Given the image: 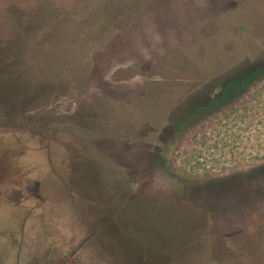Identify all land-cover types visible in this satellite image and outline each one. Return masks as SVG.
I'll return each instance as SVG.
<instances>
[{
  "label": "rangeland",
  "instance_id": "374dc122",
  "mask_svg": "<svg viewBox=\"0 0 264 264\" xmlns=\"http://www.w3.org/2000/svg\"><path fill=\"white\" fill-rule=\"evenodd\" d=\"M71 1L74 4V1ZM143 1L146 4L147 1ZM149 4L147 14L162 31L172 22H176L175 17L167 18L162 0H149ZM253 4L252 9H256L258 4ZM75 7H81L79 0H75ZM125 7L129 8V13L137 19L138 7L129 3ZM243 7L246 12L250 11L242 0L240 3L237 0H210V10L200 11L209 12L213 25L217 26L218 31L211 34L210 39L211 44L217 47L216 55L232 57L233 68L245 73L244 75L238 74L237 78L234 74L228 72L226 75L224 70L221 71V68H226V59L222 63L217 56L212 60H205L208 68L215 69L214 74L212 73V83L221 88V94L216 97L212 94L187 97L183 99L184 103H178L166 114L168 120L160 118L156 124H149L147 136L137 141L138 145H142V149L133 147L137 155L131 154V158L134 161L132 164L136 166L120 170L103 158V167L100 157L97 156L100 165L88 157L102 175L105 200L98 210L101 209L103 216L116 226L119 227L122 223L124 229L120 231L134 239L140 247H144L141 250L127 238L119 240L118 244L128 243L141 253L176 245L178 248L175 251L178 252L168 254L171 260L175 261L177 257L182 258L187 250L192 249L189 246L185 251L186 244H197L195 249L211 248L212 243L206 240L201 242L195 238V234L215 231L226 235L227 238L220 243L216 241L214 249H211L212 257L209 255L206 263L221 264L234 261L237 264H264V251L249 240L255 231L241 234L248 235L245 242L240 239L238 241L235 231L228 232V225H234L237 230L246 228L242 221H233L232 218L234 215L240 217L243 212L245 216L250 214L246 208L252 207L250 212L253 213L257 210L264 212V34L258 38V31L251 33L249 27L245 28ZM12 8L15 6L5 7L0 0V15L4 19L2 28H5L6 33L9 32L8 36L0 37V55L17 58V55L23 52L20 43L21 35L25 33L29 48L35 47L39 41L44 45L53 44L56 40L55 50L46 54L44 51H37L43 55V59L36 62L37 77L46 75V72L57 73L59 69L64 68L67 57L72 56L70 70L73 85L92 83L96 87L95 84L102 81L99 65L103 58L117 61L134 59V55L125 56L123 50L118 51L115 39L120 37L119 30L115 25H107L108 27L104 28V19L96 10L92 13L94 22L88 28L82 24H63L64 27L57 37H52L49 32L51 24L47 25L43 21L37 28H44L46 32L38 38V34L32 33L35 25L16 21V11L12 13ZM38 12L42 15L50 14ZM140 12L143 14L142 8ZM6 17L13 19L10 22ZM98 27L100 29L95 31ZM52 28L60 30L54 25ZM195 29L197 31L196 27ZM178 35L183 38L181 30ZM167 36L165 33L164 37ZM123 37L129 38L127 33H124ZM210 41L205 44L206 51ZM134 48L129 49L134 52ZM248 52L255 53L247 55ZM192 58L197 67H205L202 60ZM167 62L172 64L171 59ZM3 65H6V62ZM13 66L4 67L6 72L17 71V80L13 83L10 80L8 84L12 83L14 88H23L22 63ZM183 67L188 68L186 65H182ZM251 68L261 71L256 73ZM131 69L136 74V67L132 66ZM12 74L14 78L16 72ZM195 83L197 81L193 80L188 84ZM26 84L28 85L29 81ZM138 88H132L129 98L138 108L148 107L156 101L155 96H140ZM52 90L50 86H46L42 94L41 101L46 106L51 102V97H46L51 95ZM102 99L110 104L115 101L112 94ZM120 99L125 100L123 97ZM130 106L131 115L138 119L144 118L141 111L132 104ZM93 120L88 118L87 121ZM105 144L109 149L108 143ZM157 148L159 152H156ZM228 188L232 191L234 189V193H228ZM230 203L239 204L243 212L235 211L231 207L232 210L228 212ZM54 205L25 204V208L20 209V219L12 215L15 210L10 207L5 206L0 210V264H100L94 259L93 252L87 249V234L80 229V226L85 224L79 219L72 220L71 211L59 213L57 208L54 209ZM124 230L128 233H124ZM220 244L221 247L224 246L225 254L217 251L221 248ZM151 262L152 260H146V264Z\"/></svg>",
  "mask_w": 264,
  "mask_h": 264
},
{
  "label": "flooded vegetation",
  "instance_id": "af4514ba",
  "mask_svg": "<svg viewBox=\"0 0 264 264\" xmlns=\"http://www.w3.org/2000/svg\"><path fill=\"white\" fill-rule=\"evenodd\" d=\"M122 1H129L130 4L132 0ZM137 1L138 15L137 19L133 16L131 33L123 32L119 38L115 39L118 51L123 50L125 56L134 55V59L117 61L108 57L103 58L99 65L102 81L95 84L96 87L92 83L73 85L70 70L73 63L72 56L67 57L64 68L59 69L57 73L47 74L46 72V75L37 77L36 62L43 59L40 52L44 51L46 54L48 51L55 50L56 40L53 44L44 45L38 40L39 43L35 44V47L29 48L25 33L21 35L20 43L23 52L19 53L17 58L8 56L6 58L0 55V65L6 62L9 67L13 65L16 67L18 63H22L24 68L22 69L23 88H14L12 83L17 80L18 76L17 71L13 70L11 71L12 77L6 80L7 87L2 85L3 88L0 90V210L5 206L10 207L15 210L12 215L19 218L20 209H24L25 204H59L81 200L77 195L78 190L70 185L66 186L68 189L64 194L56 190L58 194H54L49 188L40 189L39 180L51 170L50 163L44 158L48 147L50 150V145L58 144L61 150L69 153L68 156L61 158L66 166L81 168L80 163L72 161V154H76L81 158L89 159L90 157L97 165L99 164L98 156L102 160L100 163L103 167L104 158L107 163L120 170H128L136 166L132 164L134 161L131 158V154L137 155L133 147L142 149V145H138L137 141L147 136V130L150 129L149 124H156L160 118L164 121L168 120L166 114L170 113L178 103H184L183 99L187 97L211 94L216 97L221 94V88L212 83L215 69L208 68L205 62V60L214 59L218 53L217 47L210 41L211 34L218 31L217 26L213 25L209 12L201 13V11L210 10V0H162L167 18L175 17L177 22V24L172 22L164 29L168 35L166 38L164 31L147 14L150 6L149 0H146V4L143 0ZM242 1L250 9L246 12L243 7L242 16L244 15V21H246L245 28L249 27L251 33L258 31V38H260L264 34V0ZM237 2L240 3V0ZM253 2L258 4L256 9H252ZM132 4L136 6V0ZM123 6L125 7L124 4ZM141 8L143 14L140 12ZM48 11L51 14L49 6ZM53 25L56 26L55 23H51L49 32L52 37H57L64 26L57 25L60 30H53ZM179 30L183 32V38L186 39L178 35ZM124 33H127L129 38L123 37ZM94 40L98 41V39ZM209 41V51H206L205 44ZM132 47H135L134 52L129 49ZM252 53L255 52H248L247 55ZM192 57L202 60L205 67H197ZM168 59L172 60V64L167 62ZM224 59L227 65L226 68H221V71L224 70L226 75L229 72L239 78L238 74L240 76L245 74L233 68L232 57H219V62L222 63ZM182 65L188 68H182ZM132 66L136 67V74L133 73ZM251 69L256 73L261 71L258 68ZM13 72H16L14 78ZM10 80L12 83L8 84ZM193 80L197 83L188 84ZM46 86L53 89L51 95L46 97H51L50 104L40 112L35 110L34 114L28 113L29 109H25V106H29L28 104L32 101H40ZM93 86L94 89H92ZM134 87H139L140 96L144 98L155 96L156 101L148 107L138 108L129 99ZM62 88L78 92L82 106L76 113L59 111L57 114L49 109L54 103L57 92ZM109 94L115 98L113 104L102 99ZM121 97L125 100L120 99ZM130 103L144 114L143 119L131 115ZM88 118L94 120L89 122ZM105 142L108 143L109 149ZM111 146L114 148H110ZM157 150L156 152H159L158 148ZM149 155L151 156V153Z\"/></svg>",
  "mask_w": 264,
  "mask_h": 264
},
{
  "label": "water",
  "instance_id": "95a60500",
  "mask_svg": "<svg viewBox=\"0 0 264 264\" xmlns=\"http://www.w3.org/2000/svg\"><path fill=\"white\" fill-rule=\"evenodd\" d=\"M5 7L7 5H14L15 8L11 9L16 11L15 20L23 21L27 24H34L33 32L35 35L38 34V38L46 32L44 28H37L43 21L47 25L53 23L48 14L42 15L38 11L48 12L47 5L43 4L37 0H2ZM58 7L65 6L68 7L69 0H54ZM17 7V8H16ZM13 13V12H12ZM10 22L11 19L6 17ZM4 19L0 15V37L8 36L5 32V28H2V22ZM4 30V31H3ZM3 48V47H1ZM159 70L161 68H158ZM13 70V69H12ZM11 70L6 72L4 67L0 65V90L3 86H6V80L11 78ZM3 85V86H2ZM59 91V90H58ZM3 98V97H2ZM55 102L49 108L55 111L57 114L64 111H70L76 113L80 106H82V101L78 99V95L75 90H70L68 88H62L57 92ZM4 99V98H3ZM2 99V100H3ZM50 99V98H48ZM28 108L29 112L34 114L35 110L42 111L46 107L43 102L32 101ZM64 150L58 147V144L50 145L44 154V158L50 163L51 170L42 176L40 181V189L49 188L54 194L62 192L63 194L68 189L67 185L78 190L77 195L80 196L81 200L65 203H59L54 205V209L58 210L59 213H66V211H71L73 213L72 220H81L85 225H81L80 229L87 234L85 238V243L87 244V249L93 252L94 259L100 264H146V260L150 261L149 264H206V256L202 255V251L192 249L187 250L185 248V254L181 258H176V260H171L168 254L175 251L176 245H169L164 248H159L157 251H143L139 252L135 247L130 246L128 243H119V240L127 238L134 245L139 247L141 250L144 246L140 247L134 239L129 238L124 235L120 230L124 229L122 223L120 226H116L115 223L109 221L103 216L104 212L98 207L104 202V193L102 189L101 181V171L97 169L91 161L87 158H81L76 154H72V161H77L80 163L81 168H74V166H66L61 160L64 156H68ZM78 159V160H77ZM82 164V165H81ZM63 181V182H62ZM52 187L50 188V186ZM56 188V189H55ZM58 192H56V191ZM55 210V211H56ZM66 216V215H65ZM77 217V218H76ZM78 220V221H79ZM88 226V227H87ZM124 233H128L124 230ZM198 247V246H194Z\"/></svg>",
  "mask_w": 264,
  "mask_h": 264
},
{
  "label": "trees",
  "instance_id": "16d2710c",
  "mask_svg": "<svg viewBox=\"0 0 264 264\" xmlns=\"http://www.w3.org/2000/svg\"><path fill=\"white\" fill-rule=\"evenodd\" d=\"M37 1H40L43 4L47 5V8L48 6L50 7L52 15L49 14L50 16L49 18L50 20L53 21V23H55L56 27H58L57 25H62L60 27H63V24L65 25L67 24L68 26H75L82 24L83 26H86L88 28V26L91 25L92 22H94L93 21L94 17L92 16V13L94 10H96L104 19L105 22L103 26L104 28L107 25H109V27H111V25H115V27H117V29L119 30L120 34H122L123 32L131 33L132 30L131 25L133 24L132 21L133 16L128 11L130 9L123 6V4L125 6L128 5L129 1L125 2L122 0L121 1L120 0H79V5L81 7H75V0H73L74 4L72 3L71 0H69L71 1V3L68 5V7L65 6L58 7V5L55 4L54 0H37ZM133 2L134 0L131 1L130 5H133L132 4ZM137 5H138V1L136 0V6L134 5L133 6L138 7ZM11 19H13V17H11ZM99 29L100 28L98 27L95 29V31ZM228 193L231 194L234 193V189L232 191L229 190L228 188ZM228 206H229L228 212H230L233 208L235 209V211L243 212L242 208L240 209L239 204L230 203ZM230 207L232 209H230ZM246 209L250 213L247 216L243 214L244 212L242 213V215H240V217H237L235 215L234 216L230 215L232 216L233 221H238V220L242 221L246 228H243L242 230H237L238 228L235 227L234 225L233 226L228 225V232L235 231L236 235L238 236V241L242 240L243 242H245V240H248L247 239L248 235H241V234L250 233L252 230L255 231V233L251 234V236L253 237H251L249 234L250 236L249 240L255 242L264 251V212L262 210L254 211V213L250 212L251 209L253 210L252 207L250 209L248 208ZM195 238L200 239L201 242H203V240H206V242L212 243L211 248L209 247L208 249H206L204 247V248L195 249L194 246H198V245L194 243L190 245L186 244L184 248H188L190 246L193 247L194 250L202 251L201 252L202 255H205L207 257L206 259H208L209 255L211 256V252H212L211 249L212 248L214 249L215 245L217 244L216 241L220 243L223 239L227 237L226 235L224 236L222 234H219L218 232L212 231V233L199 232L195 234ZM230 241L231 240L229 239L228 242ZM223 247L224 246L222 245V247L218 248L217 251L221 252L222 254H225L226 252L223 250L224 249ZM211 257L209 258V260L211 259ZM221 264H237V263H235L234 261L232 262L228 261L226 263H221ZM246 264H254V263L246 262Z\"/></svg>",
  "mask_w": 264,
  "mask_h": 264
}]
</instances>
